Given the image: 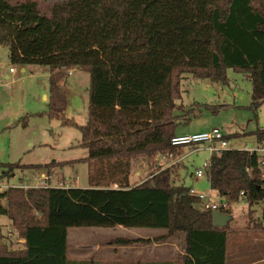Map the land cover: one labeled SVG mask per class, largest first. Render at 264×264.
<instances>
[{
	"label": "trees",
	"instance_id": "1",
	"mask_svg": "<svg viewBox=\"0 0 264 264\" xmlns=\"http://www.w3.org/2000/svg\"><path fill=\"white\" fill-rule=\"evenodd\" d=\"M0 46L8 48L12 65L48 68L45 115L80 130L90 165L87 188H8L0 194V215L25 241L20 250L0 243V264H98L70 259L68 229L115 225H154L165 234L118 237L108 246L160 244L184 234L178 262L225 264L230 229L214 227L213 211L177 183L182 163L135 187L131 164L182 154L170 142L190 121L189 112L184 121L175 115L185 112L177 105L184 74L221 84L228 82V69L244 75L252 81L257 114L264 103V0H0ZM74 69L90 76L84 126L65 118L63 88ZM253 134L262 141L264 128ZM205 175L231 206L241 199L260 206V217L248 224L264 230V179L255 155L215 153Z\"/></svg>",
	"mask_w": 264,
	"mask_h": 264
},
{
	"label": "rangeland",
	"instance_id": "2",
	"mask_svg": "<svg viewBox=\"0 0 264 264\" xmlns=\"http://www.w3.org/2000/svg\"><path fill=\"white\" fill-rule=\"evenodd\" d=\"M11 67L15 68L16 74H10ZM0 70L2 76L5 73L10 76L9 79L0 81V184L35 188L39 184V179L43 175L48 177L50 173L47 183L50 187H61L64 179L70 185L69 188H87L90 165L86 161L88 150L80 145L82 138L80 130L64 124L60 119H50L45 115L49 110V100H44V93L42 94L41 90L44 89L49 97L48 68L30 66L27 73H22L20 66H13L10 63L8 48L0 46ZM19 78L23 80H17ZM227 78L228 82L221 84L195 79L190 74L182 75L181 98L177 105L181 110L185 109V112L177 110L175 115L184 121V118L188 119L184 116L189 112L190 121L180 125L177 132L194 134L220 128L229 137L228 150L255 147L257 139L253 133L264 128V103L255 114L251 110L252 81L232 69L227 70ZM89 87V74L76 70L72 71L71 76H67L63 88L67 101L65 118L74 120L78 126L87 123ZM32 97L34 101L30 102ZM207 106H210V109ZM29 107H33L35 111ZM183 150L185 154L189 151ZM167 154L169 153L157 155L150 163L145 158L134 160L131 164V186L135 187L153 174L165 170L166 167L163 169L157 159ZM211 155L207 150L200 149L184 159L177 183L186 187L193 185L195 189L206 194L211 193L213 200L220 202L222 198L211 190L206 175L202 179L195 177L196 171L203 169L204 162L209 161ZM173 157L179 158L175 154ZM16 164L18 167L10 175L3 174L10 166ZM5 191L6 189L0 188V194ZM260 214V206L250 208L249 204L241 199L238 203L232 204L230 215L232 220L229 226L233 227L236 223L242 222L249 223L251 216L256 220ZM7 222L8 218L0 215L1 244H6L4 240H8ZM159 233L161 232L157 234ZM15 235L18 242L22 240L19 235L16 233ZM130 235L129 232L110 229L103 232L102 229L96 228L71 229L68 242L69 257L79 260L94 258L98 264H116L120 254L113 253L112 258H109L111 250L106 248L111 246L107 243L118 237L131 238ZM18 242L15 244L8 242L11 250L22 248L23 244L20 245Z\"/></svg>",
	"mask_w": 264,
	"mask_h": 264
},
{
	"label": "crops",
	"instance_id": "3",
	"mask_svg": "<svg viewBox=\"0 0 264 264\" xmlns=\"http://www.w3.org/2000/svg\"><path fill=\"white\" fill-rule=\"evenodd\" d=\"M15 66V65H13ZM21 67V66H20ZM30 66L21 67L22 73H27ZM12 68V67H11ZM11 68L9 70L10 74H16V70L14 72H11ZM76 71L70 70L69 72ZM32 73V72H31ZM48 76L50 77V72L48 70L47 72ZM71 74L68 76H71ZM17 77V76H16ZM10 76L8 73H5L4 76H2V72L0 70V81L9 79ZM49 79V78H48ZM17 80H23V78H19ZM66 85V82H65ZM64 85V87H65ZM42 94L44 93V100H48V93L44 91V89L41 90ZM41 94V96H42ZM36 96V93H35ZM41 98V97H40ZM34 101V98L32 97L30 99V102ZM30 108V107H29ZM30 110L35 111L33 107L30 108ZM179 134V133H178ZM188 149V153L185 154V150L182 149V155L179 156L180 163L184 161L187 157H189L192 153H194L196 150L192 148H184ZM37 166H29V168H36ZM48 173V177H49ZM14 176V175H13ZM46 177V175H43L39 179V183L41 182L42 178ZM196 177V176H195ZM197 178V177H196ZM202 179V178H198ZM50 181V180H49ZM48 183V182H47ZM141 183V182H140ZM139 183V184H140ZM65 184V185H64ZM39 185V184H38ZM69 184H67L66 180L63 179L62 186L63 188H69ZM27 186H21V187H10V186H3L1 184V189H8V188H23L25 189ZM37 187V186H36ZM48 187L49 184H48ZM28 188H31L28 186ZM60 188V187H56ZM191 189L203 192L201 190L195 189L193 185L190 186ZM3 205L7 206L6 201H3ZM151 206V205H150ZM262 211V210H261ZM145 213V212H144ZM232 220V218H231ZM230 220V221H231ZM228 222L227 226L229 227L230 231H228L227 236V245H226V260L225 264H264V230H255L252 226H250L247 222H242L241 224L236 223L235 226H229ZM7 230H8V240L6 241L7 245L15 244L17 243V238L15 237V232L10 229V222L8 220L7 222ZM90 228H96V229H102L103 231L107 230H115L119 232H129L131 233L130 236L131 239H153L155 237L161 236L165 234V230L163 228L155 227L154 225L148 226V225H134V226H123V225H115L113 227H89L84 228L86 230ZM71 229H78V228H69L68 229V237H67V245H68V255H69V230ZM158 232H161L157 234ZM4 237V236H3ZM1 239V238H0ZM111 240H109L110 242ZM9 242V243H8ZM24 239L19 241L18 243L22 245V248H24ZM17 244V245H19ZM14 247V246H13ZM19 247V246H18ZM15 248V247H14ZM185 236L184 234H178L174 237H172L170 240L164 243L160 244H151V245H144V246H134V247H113L106 248L111 250L109 252V258H112V254H120L119 261L116 264H183V262H178V259L180 257H183L185 254ZM10 249H12L10 247ZM14 250V249H13ZM70 256V255H69ZM118 257V258H119ZM129 257V258H128ZM72 259V258H70ZM117 259V258H116ZM73 260H79V259H73Z\"/></svg>",
	"mask_w": 264,
	"mask_h": 264
},
{
	"label": "built area",
	"instance_id": "4",
	"mask_svg": "<svg viewBox=\"0 0 264 264\" xmlns=\"http://www.w3.org/2000/svg\"><path fill=\"white\" fill-rule=\"evenodd\" d=\"M15 68H11V72H14ZM69 75L71 72L68 73ZM227 136L220 128H213L209 131L194 133V134H179L174 136L171 139V147L173 149H184V148H192L196 151L200 149L207 150L210 154L219 153L224 150H228V139ZM251 154L252 156L255 155L257 157L258 168L261 172L262 179H264V139L260 142H257L255 147L246 146L242 149ZM157 161L159 165L163 167L170 168L173 165L179 163V158H174L172 153L167 155L159 156ZM209 166V161L204 162L203 169H198L195 173L197 178L205 177V172ZM48 178L43 177L39 185L35 188H47L48 187ZM1 187V184H0ZM28 186L25 188L27 189ZM190 193L198 198L200 206L205 210L211 211H218L224 213L227 210L231 209V205L226 201L222 200L220 202L214 201L211 193H204L194 189H191ZM244 197L243 193L241 194Z\"/></svg>",
	"mask_w": 264,
	"mask_h": 264
},
{
	"label": "water",
	"instance_id": "5",
	"mask_svg": "<svg viewBox=\"0 0 264 264\" xmlns=\"http://www.w3.org/2000/svg\"><path fill=\"white\" fill-rule=\"evenodd\" d=\"M231 220V216L218 211L212 212V222L213 226L217 228H224L227 226L228 222Z\"/></svg>",
	"mask_w": 264,
	"mask_h": 264
}]
</instances>
